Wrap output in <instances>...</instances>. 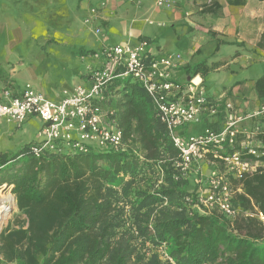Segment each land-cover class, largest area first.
Segmentation results:
<instances>
[{
	"label": "trees",
	"instance_id": "16d2710c",
	"mask_svg": "<svg viewBox=\"0 0 264 264\" xmlns=\"http://www.w3.org/2000/svg\"><path fill=\"white\" fill-rule=\"evenodd\" d=\"M218 65L183 72L203 77ZM253 89L264 106V75ZM106 96L124 150L89 145L36 158L30 144L10 159L0 155L1 182L25 217L0 232V264H264V169L234 182L235 219L201 214L185 201L198 186L176 169L178 153L143 88L116 80ZM204 122L218 130L222 113Z\"/></svg>",
	"mask_w": 264,
	"mask_h": 264
},
{
	"label": "crops",
	"instance_id": "0c3cea01",
	"mask_svg": "<svg viewBox=\"0 0 264 264\" xmlns=\"http://www.w3.org/2000/svg\"><path fill=\"white\" fill-rule=\"evenodd\" d=\"M101 1L105 5L96 20L85 25L88 10L100 6ZM170 1L169 10H165L156 8L155 0L149 6L147 0H0V94L8 89L13 96H20L29 84L45 99L58 102L75 86H88L90 72L99 66L89 53L102 46L146 40L161 56L180 54L172 51L178 50L172 39H186L175 80L189 79L184 66L222 64L203 77L196 76L207 97L236 104L249 94L257 101L253 85L264 70H255V79L232 81L238 71L264 64V0ZM211 3L218 8L209 7ZM168 23L171 35L165 40ZM96 26L101 29L99 36L93 30ZM213 43L217 50L225 47L232 52L210 61L207 53ZM213 76L216 87L210 90L206 85ZM221 125L219 122L218 129ZM41 126L34 116L21 124L1 119V155L7 157L24 145L38 143Z\"/></svg>",
	"mask_w": 264,
	"mask_h": 264
},
{
	"label": "built area",
	"instance_id": "2783aa9c",
	"mask_svg": "<svg viewBox=\"0 0 264 264\" xmlns=\"http://www.w3.org/2000/svg\"><path fill=\"white\" fill-rule=\"evenodd\" d=\"M155 4L166 7L170 0H156ZM91 14L95 15L93 9ZM90 56L99 66L90 72L88 86H75L58 102L45 99L29 84L20 96L7 90L0 95V120L21 124L34 116L42 123L40 141L30 145L28 153L39 158L46 152H85L89 145L124 150L115 111L106 105V91L114 81L130 78L146 92L157 120L165 127L178 153V172L183 177L191 172L198 176L195 196L185 201L201 214L214 211L235 219L239 211L231 200L241 189L234 182L264 169V127L258 122L264 118V106L249 109L223 98L209 99L196 77L175 80L173 75L182 66L181 55L158 56L146 40L102 46ZM219 113L222 125L218 130L206 127L189 134V125ZM201 164L209 167L204 179ZM258 218L264 221L262 214Z\"/></svg>",
	"mask_w": 264,
	"mask_h": 264
},
{
	"label": "rangeland",
	"instance_id": "374dc122",
	"mask_svg": "<svg viewBox=\"0 0 264 264\" xmlns=\"http://www.w3.org/2000/svg\"><path fill=\"white\" fill-rule=\"evenodd\" d=\"M129 1H132V0H129ZM153 1L154 0H147V2H145L146 6L152 5L153 4ZM155 2H156V0H155ZM104 5H105V2L103 1L102 3H100V6L90 8L88 10V16L84 19V24L85 25H90L93 21H95L96 20L95 19V16H97V14L99 12L98 10H100L101 9L100 7H103ZM154 5L158 9L169 10L170 5H171V1H170V4L168 6H166V7H160L159 8V7L156 6V4H154ZM92 9L95 11V15L94 16L91 14V10ZM93 18H94V20H93ZM167 26L169 28H167L168 35L164 34L165 40L166 39H169L170 38L169 35H171V31H170L171 30V26H170L169 23L167 24ZM93 30H94V33L95 34H96V31L97 30H99L100 33H101V29L98 26L94 27ZM100 33L99 34H96V35L99 36ZM165 33H166V31H165ZM208 33L211 34V32H208ZM172 43H176V46L175 47L178 48V50H172V51H175V52L179 51L180 54H183L184 55V52H182L180 50L183 47L186 48V45L188 44L187 40L186 39H179V40H175L174 39V41H173V39H172ZM215 48H216V43H213L212 44L211 51L209 53H207V57L210 56L209 57L211 59L210 61H214V60L221 59L226 54L232 52V49H227L225 47H221L219 50H217ZM255 70H258L261 73L264 70V64H262L260 66H256L255 69H253V70L251 68V69H243L241 71H238L237 74L233 77V81L232 82L255 79L256 77H258L257 74L254 73ZM211 78H213V79H211ZM211 78L209 77L208 84L206 85L210 90L213 87H216V85H213V83H212V80H216V76H213ZM4 90L9 91L8 89H4ZM210 90H208V91H210ZM2 92H1V94H2ZM225 100H227V99H225ZM225 100H223V101H225ZM236 102L240 104V105H238L236 103L237 106H244V107L246 106V107L251 108V109L262 106L260 104V102H258L256 100H254L253 98H251L249 96V94L246 96V98L239 99ZM251 103H255V104L252 105ZM250 105H252V106H250ZM206 127L207 126H206L205 122L204 121H201L199 123H195L193 125H189L187 128H188L189 134L195 135V134H198V133L202 132ZM189 129H191V130H189ZM24 146H27V145H24ZM24 146H22L21 148H23ZM16 152H18V150L15 151L14 153H9L7 155V159H10L13 156H15L17 154ZM0 155H1V153H0ZM200 167H201V172H202V178L204 179L206 177V175L208 174V172H209V167H207L204 164H201ZM2 178L0 177V207H1V205L2 206L4 205L5 200H8L10 198L13 199V202H12L11 208H9V213L4 217L3 221L0 223V232L2 230H4L6 227H11V228H15L16 229L20 225H23L24 220H25V217L19 212V210H18V208L16 206V200H15V196L11 192V186H8L6 183L1 182ZM188 178L191 180V182H195L196 183V180L198 179V176H196L193 172H191L188 175ZM158 251H159V254H160L161 258H164L165 255L163 254V250L160 249Z\"/></svg>",
	"mask_w": 264,
	"mask_h": 264
},
{
	"label": "bare ground",
	"instance_id": "6f19581e",
	"mask_svg": "<svg viewBox=\"0 0 264 264\" xmlns=\"http://www.w3.org/2000/svg\"><path fill=\"white\" fill-rule=\"evenodd\" d=\"M12 202H13V199L10 198L8 200H5V203L3 206L1 205V207H0V223L3 221L4 217L9 213V208H11Z\"/></svg>",
	"mask_w": 264,
	"mask_h": 264
}]
</instances>
